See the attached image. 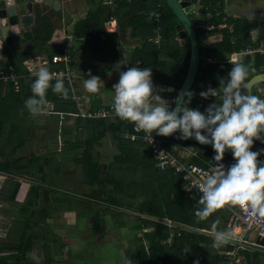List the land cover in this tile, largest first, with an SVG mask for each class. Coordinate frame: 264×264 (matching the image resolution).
<instances>
[{
  "label": "trees",
  "instance_id": "trees-1",
  "mask_svg": "<svg viewBox=\"0 0 264 264\" xmlns=\"http://www.w3.org/2000/svg\"><path fill=\"white\" fill-rule=\"evenodd\" d=\"M128 1L123 0L124 7L126 6L127 10L126 17L134 28V34L140 33L142 40L141 47L131 57L130 67H150L155 86L156 84H169L179 88L186 76L190 59L189 40L187 39L184 46L180 44L176 28L179 19L166 0H130L131 3L140 2L138 4L140 7L134 4L135 6L132 10ZM192 1L194 3L200 2L203 6L208 23L226 25L220 29L207 32L197 27L195 13L190 14V18L196 24L201 57H203L197 78L190 89L194 95L189 106L204 112L213 102L219 103L220 99L218 96L216 98L209 96L205 99L200 96V93L207 91L210 86L209 83H211L213 88H218L219 78H226L230 71L219 72L227 67L223 59L217 60L213 64L204 65V57H212L214 53L231 54L239 52L252 41V31L254 29L261 28V36L264 37V24L262 25V23L254 20L249 22L248 19L242 18H226L223 7L219 8V14H217L215 7L218 6V2L223 4L224 0ZM158 12L161 13V17L159 21H156L154 19L155 15H152V13ZM101 13L100 11L98 16ZM94 20H92L91 28L89 29V34L94 41L92 45H95L96 49L102 50L101 52H112V48L118 43V39L114 36V33L109 32L107 40L104 42V47H101L94 31L97 28L105 30L106 20ZM159 27L164 37L160 44H156L149 39L154 36L155 30ZM216 36H221L220 41H210ZM116 55L117 53L114 56ZM244 62L251 64L255 69L254 72L250 71L247 81L253 75L264 71V54L255 53L252 56L248 55ZM11 63L14 65L19 64L17 59ZM19 71L20 74L25 73L22 70ZM27 73L28 71L26 70ZM25 77L30 76H22L20 78L19 90H15L13 82L0 80V169L16 175H27L33 180L26 198L21 202L16 200V194L21 183L16 179L6 180L4 183L3 188L8 189V186H11V190H8V192L4 191L3 194L5 195L6 193V200L10 203L19 205V212L16 213V217L21 218L20 221L24 223V228L22 227L18 234H14L13 228L7 242H0V264H30L23 261L26 258L27 250L32 248V242L28 243L29 231L34 229V223L32 224L31 221L38 216V211H36L35 207L38 204L43 183L50 180L48 179L49 170L47 166L51 161L46 159L43 164V162H40L42 158L39 156L25 158L21 155H16L17 150L23 147L28 140L27 119L29 113L24 108V102L31 95V84L35 77L31 76L30 80H28L29 82H26ZM63 80L65 87L69 88L70 97L73 92L71 83L66 79ZM6 83L11 84L8 89L4 86ZM261 86H264V82L253 86V95L256 92L258 93ZM160 94H162L161 91ZM175 95L173 94V98ZM261 97L264 98L262 93ZM47 99L48 101H53L54 111L71 112L75 109V104L69 98L63 99L59 95L54 94L51 89L48 90ZM94 106L99 107V105ZM72 118L67 116L66 122ZM79 126L81 127L80 132L78 131ZM130 129H132V123L127 121L78 117L75 118V128L69 130L70 134L77 130L78 135L74 138H70L68 135L65 138L63 150L66 142L70 145L66 151H69L70 148L72 149L71 152L77 147L83 148L82 155L75 157L74 162L80 168L78 170L86 173L87 182L91 187L102 183L113 186L111 190L106 191L107 203L115 204L119 207L139 206L140 210L148 215V217L142 218L141 224L143 228H148V230L140 238L142 240L141 249L137 256L132 257L131 264H170L172 261L193 264L194 260L200 255L206 257L208 264H217L220 258L209 248L212 245L211 237L206 235L205 232L187 230L186 228L195 227L209 231L212 222L220 219L221 223L218 227L223 230L227 226L230 217L229 212L227 210H217L207 220L199 221L194 215L196 209L201 207L198 204L199 197L192 200L186 196L183 189V181L174 174L173 169L160 170L156 166L155 157L146 142L141 139L131 140L125 138V132ZM108 132H111L116 138L119 152L113 156V159L103 171V164L100 160L101 152L97 150V146L101 145ZM175 134L177 136L175 138L162 137L169 142L177 141L184 147L198 148L200 154L198 157H194L193 160L200 164L215 163L213 160L215 153L212 147L180 139L178 133L176 132ZM57 135L58 133L52 134V136ZM260 149H264V143L259 140L254 141L252 150L258 151ZM259 157L264 158V153H261ZM222 163L226 165L234 163L233 157L225 153ZM54 170L59 172L61 169L59 165H55ZM23 190L22 194L24 193ZM57 199V201H64L63 199H66V197H57ZM66 201L69 202L68 208L73 210L72 204L74 201L68 198ZM105 208H99L96 212L95 231L99 229V223L103 216L112 211L111 208ZM167 219L172 220L176 227L171 228L165 224L164 221ZM172 231L175 232L172 244L165 243L164 241L170 237ZM185 249H190L188 256L180 260L179 256ZM67 252L68 254L71 253L70 250ZM244 253L248 256L249 264H260L257 255L251 258L249 250H244ZM45 263L58 264L60 262L54 261L52 257L48 256Z\"/></svg>",
  "mask_w": 264,
  "mask_h": 264
},
{
  "label": "clouds",
  "instance_id": "clouds-1",
  "mask_svg": "<svg viewBox=\"0 0 264 264\" xmlns=\"http://www.w3.org/2000/svg\"><path fill=\"white\" fill-rule=\"evenodd\" d=\"M19 5L18 0H4L5 10L18 9ZM247 19L249 22L254 20V14ZM4 27L0 26V29ZM0 35L7 38L3 33ZM4 41L0 42V48ZM229 62L232 68L226 78H219V87H209L200 93L205 99L209 96L220 99L204 112L189 106L194 95L191 91L184 94L185 100L176 97L173 100L176 107L170 109L168 101L162 98L153 83L150 67L131 66L120 71V65L115 66L119 72V80L112 86L111 107L115 117L132 123L137 132L143 131L149 136L156 133L167 137L179 131L180 139L194 138L202 145H211L215 163L194 185L201 193L198 199L201 207L194 213L199 221L207 220L226 205L238 206L253 218H264V166L258 159L264 149L252 150L254 141L264 143V98L251 94L248 88L247 79L250 71L255 69L244 62V55L232 56ZM29 71L35 79L24 108L33 117H46L51 114L48 90L68 99L69 88L46 64ZM88 75L89 78L83 81L84 91L99 94L104 81L91 72ZM108 75L110 77L112 73L108 72ZM226 151L231 152L234 160L227 167L222 163ZM220 223V219H216L205 233L211 237L213 248L232 243L237 235L233 228L219 229ZM189 251L184 250L185 253ZM127 264H131V260ZM193 264L200 262L195 260Z\"/></svg>",
  "mask_w": 264,
  "mask_h": 264
},
{
  "label": "crops",
  "instance_id": "crops-1",
  "mask_svg": "<svg viewBox=\"0 0 264 264\" xmlns=\"http://www.w3.org/2000/svg\"><path fill=\"white\" fill-rule=\"evenodd\" d=\"M108 1L109 0H56L55 1L57 3L56 6L54 5L55 3H52V2H49V4H45V3L36 4V8L34 11L35 17H34L33 25L28 28L23 27L19 33L14 35L13 42L9 45L10 51L8 54V59L6 61L7 73L14 71L21 77L30 76V73L24 64V61L34 59V58L45 59L47 57H51V55L52 56L55 54L64 55V54L69 53L72 57V62L70 66L74 74L73 85L77 93L85 96V98H87L88 100V104L92 105L93 107H95L94 105H99L100 107L102 105L112 103L111 100L106 101V99L110 97L111 92L109 88L112 87L113 84L117 83L119 80V72L116 70L115 66L119 64L121 67L120 71L127 70V68L119 59L120 57H119V54L117 53L116 45L112 48L113 50L112 52H108V51L101 52L102 50L96 49L95 45L94 46L92 45L94 41H93L92 36H90L89 34V31H90L89 29L91 28V22L92 20H94V17H95L94 21H97L98 19L107 20L109 18L112 8L115 9L116 17L119 22L118 32H110V31H107L106 29L104 30L101 28H97L94 31L95 36L98 37L99 45L101 47H104V42L107 40V35L109 32L114 33V36L118 40H120L119 37H121V39L124 41L126 52H127V57L130 62H131L132 55L136 52L138 48L141 47L142 40L140 38V33L134 34L135 33L134 28L128 21V18L126 17L127 10H126V6L124 7L123 0H113L112 5H110ZM128 3H130L131 10L135 6L134 4L140 7V5H138L140 2L131 3L129 0ZM195 4H196V11L194 12L196 16L195 19L197 20L196 21L197 27H199L202 24L208 23V21L204 13V8L200 4V2H196ZM218 5L223 6V9H225L224 12L226 13L227 17L247 19V17L253 13L255 16L254 21H258L262 23V25L264 24V0H224L223 4L222 2H218ZM100 11L102 13L98 16ZM209 24H215V23H209ZM215 25H220V24H215ZM221 26H226V25L224 24ZM216 29H220V28H216ZM260 29L261 28H257L252 31V41L250 42V44H253L256 47H260L261 46L260 40L264 39V37L261 36ZM101 34H104L105 38H102ZM220 39H221V36H218V37L216 36L212 38L210 41L217 42V41H220ZM115 53H117L118 56L117 55L114 56ZM255 53L264 54L262 52H253V53L243 54L244 59L248 55L252 56ZM231 55L232 53L231 54L214 53V55L212 56V58H214L216 61L223 59L224 62L227 64V67L224 69H221V72L225 70H231L232 64H230L229 62ZM16 59L19 63V64H16L17 66L11 63L12 61ZM52 67L65 68V65L64 63H60V64H54L52 65ZM19 70H22L25 73L20 74ZM26 70L28 71L27 74H26ZM89 72H91L92 75L99 76L104 81V86L101 87L100 93L97 95L86 93L83 89V81L84 79L89 78V75H88ZM108 72L112 73L110 77L108 75ZM25 78H26V82H29L28 80H30L31 76L25 77ZM156 85H159L160 87V85L162 84H156ZM209 85L212 86L211 83H209ZM4 86H6V88L8 89V87L11 86V84L6 83L4 84ZM262 88L263 86H261L258 91V94L260 96L263 90ZM48 108H49V112H50V109L54 108L53 101H49ZM52 115L58 116L57 113H51L50 115L46 117H33L29 114L28 119H27V127H28L29 121H31V123L37 125L36 128L32 127L31 131L37 134L40 132L42 133L43 131L41 128L43 127V124L44 125H47L48 123L53 124ZM72 120L75 121V118H72L71 120H67L66 122L65 138L68 137V135L70 137L69 130H71V127L69 126V124L70 122H72ZM110 135H112V133L108 132L107 136H110ZM55 139H53L52 141H48V140H42L38 138H32L28 140V145H24V146H26L29 149H32L33 147L37 148L38 146L42 147L44 153L41 152L40 154L37 155L42 158L41 159L42 162H45L46 159L51 161L48 155L49 154L54 155L56 153L57 154L61 153L63 158L67 160L70 156H65V153L71 152L72 150L71 148L69 149V151L68 150L66 151V149L68 148V146L70 147V145L67 144L66 142L64 150L62 148L63 152L62 151L58 152L56 150L57 144H55L56 143ZM106 145L111 146L109 151L111 150L113 151L112 149L113 147V148H116V150L119 152V148L117 145H115L116 147H114V144L112 142L108 143V140L106 141L105 139L102 141L100 146H97V149L102 150L104 146ZM116 150L110 158L104 157L107 159H102L103 158L102 157L100 159L101 163L103 164L104 163L103 161L105 162L109 161L110 163L111 160L113 159V156L116 153ZM78 151H83V148L77 147L73 149V152H71V154H73V160H70V164H74L73 166H76V163L74 162V158L81 155V154H77ZM45 152L47 153L45 154ZM57 162L58 163L57 164L54 163L53 166L59 165L61 169L59 173L61 174V176H63L62 181H65V177L66 178L68 177L67 181L71 180L70 173L62 174V171H63L62 158L59 159ZM51 163L53 162L51 161ZM53 172H54V168H53ZM77 173L78 172L76 171L74 175L76 176V178L81 179L82 178L81 174L78 175ZM8 174L15 175L17 178H20V176L24 177V180L20 181L21 185L16 194V200L19 202L23 201L27 196V193H28V190L31 184H33L32 178H30L27 175H16L13 173H8L7 171L0 169V194L4 193L3 185L6 181V176ZM47 184L49 186H52V184H54V180H52L51 178L50 180L47 181ZM22 190L24 192L23 194H22ZM106 191L108 190L105 189V185L103 183L95 187L90 186L89 188H86L84 191L82 190V192L80 193V195H82V198H80V200L78 201V206L80 208H77V209L73 208V210H70L67 206L66 212L78 213L79 215L77 217L80 220V223H82L83 225L85 224V221L88 218L92 219V217H94L96 219V211L94 208L96 206H100V204H98L100 203L99 196L101 195L106 196L107 195ZM87 198L89 199L91 198V199L88 200ZM11 205H13L12 207L18 206L17 204H10V206ZM130 207L133 208L132 210L129 209L130 211L142 212L138 206H130ZM16 213L17 212H15V215H14V222L17 220ZM108 215L109 213L103 216V218L107 222L109 221ZM14 227L15 225L9 228L8 235L6 234V236L11 235L10 230ZM189 228H191L193 231L203 232L201 228L199 229L195 227H189ZM143 229L144 231L146 229L148 230V228H143ZM80 230H78L77 232L73 234L75 236L76 243L72 242V243H69L68 245L67 251L70 250L71 253L68 254V252L65 251V248H64L62 250V252L64 253V260H58V257L53 258L54 261L60 262L58 264H71L70 258L74 261V264H91L90 262H92V264H125L124 261H126V264H127L128 260H131L132 257L134 258L135 256L138 255L140 251V250L138 251V249H141V246H142L141 239H138L140 243H137L136 241L129 243V248H128L129 253L123 252L119 248L115 250L116 247H112L111 248L112 252H110L109 256L106 255L104 252H100L101 255L89 256V257L83 256V258H81V256L79 257L78 255V251L81 250V245H84L82 243H85L84 242L85 239L83 238L84 236L82 235V233L84 234V232L82 231L81 233ZM127 231H130V230L127 229ZM122 238H119V240L121 241ZM128 254H130V256H128ZM59 255L60 254H56L55 256H59ZM108 257L110 258L108 259ZM107 259L110 261H107Z\"/></svg>",
  "mask_w": 264,
  "mask_h": 264
},
{
  "label": "rangeland",
  "instance_id": "rangeland-1",
  "mask_svg": "<svg viewBox=\"0 0 264 264\" xmlns=\"http://www.w3.org/2000/svg\"><path fill=\"white\" fill-rule=\"evenodd\" d=\"M222 7L223 6L218 5L215 7V10L219 12V8H222ZM224 10L225 9H223V11ZM120 61L126 67V63L124 62V60L120 59ZM127 63L130 66V61L128 57H127ZM119 70H121V67ZM219 72H221V70ZM209 87L213 88V86H209ZM262 89L263 90L261 93L264 95V86ZM109 90L111 92L110 97L106 99V101L113 100L114 90L112 89V87H110ZM255 95L260 96L257 92L255 93ZM52 118H53V124L51 123L50 124L48 123L47 125L43 124V127L41 128L43 132L42 133L40 132L38 134L33 133L31 131L32 127L36 128L37 125L29 121L28 140L32 138H38L42 140L52 141L53 139L56 138L55 144H57L58 135L52 136V134L59 132L58 127H57L58 125L57 120L59 121V116L52 115ZM69 126L71 127V129L75 128V121L72 120ZM76 135H78L77 130L70 134V138L71 137L74 138ZM169 137L175 138L177 136L174 133L173 135ZM106 138L105 140L106 141L108 140V143L112 142L114 144V147H116L115 145H117V142H116V138H114L113 135L106 136ZM28 140L26 141L25 145H28ZM110 148H111L110 145H106L104 146L102 150L97 149L101 152L100 159L102 157H103L102 159H107L104 157L110 158L112 156L116 148L112 147L113 149V151L111 150L112 152L109 151ZM57 149L58 148H56V150ZM41 152L44 153L42 147L40 146H38L37 148L33 147L32 149H29L26 146H24L17 150L16 155H21L25 158H28L30 156H37ZM46 153L47 152H45V154ZM82 153L83 151H78L77 154L82 155ZM116 153H118L117 150H116ZM65 156H70V157L67 160H65L63 156L61 155V153H58V154L56 153L54 155L52 154L48 155L50 160L53 162V163L50 162L49 166H47V169L49 170L48 179L52 178V180H54V184H52V186H49L47 184V181L43 183V187L41 189V195L39 197L38 204L35 207L36 211H38V216H36L34 220L31 221L32 224L34 223L33 224L34 229L29 231L28 243L32 242V248L30 250H27L25 254L26 258L23 262H28L30 264H44L48 256L52 258L58 257V260H64V253L62 252V250L65 248V251H67L69 243H72V242L76 243V239L73 234L80 229H81L80 230L81 233L82 231L84 232V234L82 233V235L84 236L83 238L85 239L84 240L85 243H82L84 245H81V250L78 251V255L79 257L81 256V258H83V256L89 257V256L101 255L100 252H104L106 255L109 256L110 252H112V249H111L112 247H116L115 250L119 248L121 249V251L129 253V250H128L129 243L134 242V241H136L137 243H140L138 239H140L142 234L145 231H147V229L144 231L141 224H142V218L145 216L148 217V215L142 212L130 211L129 209L131 210L133 209L130 206L119 207L115 204L107 203V196L101 195L99 196L100 203H98L100 204V206H96L94 208L95 211L97 212L98 210L97 208L104 209L106 207V208H111L112 211L116 213L112 211L109 212L108 222L105 221L104 218L101 219V222L99 223V229L97 231H95L94 229L95 224H96V219L94 217H92V219L88 218L85 221L84 225L80 223V220L77 217L79 215L78 213L66 212V208L67 206H69V202L66 201V199L68 198L71 201H74V203L72 204L73 208L75 209L80 208L78 206V201L80 200V198H82V195H80V193L82 192V190L84 191L86 188H89L91 185L87 182L86 173L82 170L81 171L78 170L80 169L78 165L73 166L74 164H70V160H73V154H71V152L65 153ZM61 158H62V169H63L62 174L70 173L71 180L69 181H67L68 177L67 178L65 177V181H62L63 176H61V174L55 170L53 172V168L55 166V165L53 166V164L54 163L57 164L58 163L57 161ZM40 162H42V160ZM103 162L104 163L102 165V170L105 171L109 161L107 162L103 161ZM75 170L78 172L77 173L78 175L81 174L82 180L79 178H76V176L74 175V173L76 172ZM10 179H13V180L16 179L18 182H20L21 180H24V177L20 176V178H17L15 175L8 174L6 176V180L8 181ZM104 185H105V189L107 190H111L113 188V186L111 185H108V184H104ZM3 190L5 192H8V190H11V186L10 187L8 186V189L3 188ZM64 196L66 197V199H63L64 201H57L58 200L57 197L65 198ZM87 199L90 200L91 198L90 199L87 198ZM10 204L12 203L6 200V193L5 195L4 194L0 195V242H7L9 238L8 236H6V234L8 235V230L11 226L15 225L14 229L13 228L12 229L14 231V234H18L22 230L21 228L24 225V223L20 221L21 218H18V217H16L17 220L14 222L15 212H19V205L12 207L13 205L10 206ZM18 221L19 223H17ZM12 229L10 230V232H12ZM127 229H129L130 231H127ZM186 229L192 230L189 227H187ZM119 238H122V240L120 241ZM249 238L250 240L257 241L258 231L256 229L251 230L249 233ZM141 243H142V240H141ZM253 248L249 249L250 255L252 256L251 258H253L254 255H257L260 264H264V250L261 248H255V247ZM139 250L140 249H138V251ZM210 250L212 252L215 251L212 245L210 246ZM56 254H60V255L55 256ZM128 256H130V254H128ZM109 258L110 257H108V259ZM108 259L107 261H110ZM70 263L74 264V261L71 258H70ZM90 263L92 264V262ZM124 263L126 264V261H124ZM236 264H249L248 256L245 253L242 254L239 260L236 262Z\"/></svg>",
  "mask_w": 264,
  "mask_h": 264
},
{
  "label": "built area",
  "instance_id": "built-area-1",
  "mask_svg": "<svg viewBox=\"0 0 264 264\" xmlns=\"http://www.w3.org/2000/svg\"><path fill=\"white\" fill-rule=\"evenodd\" d=\"M108 3L110 5L113 4V0H109ZM219 14L218 11H216ZM155 15V20L159 21L161 17V13L158 12ZM118 19L116 17V11L112 8L109 18L106 20L105 29L110 32H118ZM221 25L215 24H202L199 28H202L205 31H211L216 28H221ZM160 27L155 30L154 36H152L149 40L154 41L156 44H160L163 39V34L160 31ZM102 38H105L104 34H101ZM118 43L116 44V50L119 54L120 59H123L126 63V68L129 67L127 63V52L125 48L124 41L119 37ZM261 46L256 47L253 44L248 43L244 49H241L239 52L232 53V56H238L240 54H248L253 52H262L264 53V39L260 40ZM202 59V58H201ZM72 57L69 53L64 55L55 54L51 57H47L45 59L42 58H34L30 60L24 61L26 68L29 69H37L41 65H47L49 69L56 73L58 77L62 79H66L71 83L72 86V94L69 99L71 102L75 104L74 111L65 112V111H54V108L50 109V113H57L59 116L58 121V143L57 150H62L65 144V136H64V128L66 117L71 116L73 118L85 117V118H103L107 120H120L115 117L112 110V103L102 105L100 107H93L88 104L87 98L85 96L80 95L75 90L73 85V70L71 68ZM216 60L212 57H204V65L213 64ZM64 63L65 68H54L52 65ZM6 62L5 67L0 68V80L11 81L14 83L15 90H19L20 88V78L16 72L11 71L7 73L6 71ZM30 73V71H29ZM30 76L31 75L30 73ZM160 93L159 85H156ZM162 95V94H160ZM78 131H81V127L79 126ZM124 137L131 140H143L150 147L154 157L156 166L160 170L173 169L174 174L179 176L183 181V189L185 191L186 196L190 199L195 200L200 197L201 193L197 188L194 187L197 180H199L205 173L209 172L214 163L200 164L193 160L194 157H198L200 154V150L194 147H184L181 146L177 141H167L161 135H157L153 133L152 136L144 133L143 131L137 132L135 130V126L132 124V129L127 130L124 134ZM178 151H177V149ZM160 165L164 167L161 168ZM225 167L228 165L224 164ZM187 189H191L190 191ZM219 210H227L229 212V220L227 222L226 228H233L237 235L235 240L220 248H214V254L218 255L220 260L217 264H236L239 260L240 256L243 254L244 250L255 248H261L264 250V243L261 241L264 240V218H253L248 213H245L242 209L237 207H232L226 205L223 209ZM165 224L169 225L171 228H175L176 224L173 223L172 220L167 219L164 221ZM256 229L258 231V239L257 241L250 240L249 233L251 230ZM203 232H207V229H202ZM175 232L172 231L170 237H168L164 242L172 244L174 240ZM254 249V248H253ZM188 256V252L184 251L179 256V259ZM195 260H199L200 264H208L206 257L204 255H200ZM194 260V261H195ZM170 264H186L181 261H172Z\"/></svg>",
  "mask_w": 264,
  "mask_h": 264
},
{
  "label": "water",
  "instance_id": "water-1",
  "mask_svg": "<svg viewBox=\"0 0 264 264\" xmlns=\"http://www.w3.org/2000/svg\"><path fill=\"white\" fill-rule=\"evenodd\" d=\"M56 0H18L19 8L12 10H5L4 0H0V26H5L3 29H0V33L6 35V39L3 35H0V42L4 41L3 47L0 48V68L5 67V62L8 59L9 54V45L13 42L14 35L19 33L23 27L28 28L33 25L34 22V11L36 4H49V2L57 3ZM169 7L172 9L174 14L179 19V23L176 25L180 44L184 46L187 39L190 43V59L189 66L179 88L174 85L162 84L160 85V91L162 92V98L168 101L169 108L176 107V104L173 103V100L176 97H180L181 100H185L186 92L190 91L193 86L197 74L199 71L201 63V48L197 35L196 25L190 18V14L196 11V4L192 0H166ZM264 82V71L253 75L248 81V88L253 94L252 88L254 85ZM168 94V95H167ZM173 94H176L173 98ZM180 136V132L177 131ZM187 140L199 143L194 138H189ZM210 146L211 145H207ZM226 154L231 155L230 151H226ZM261 162V166H264V158L258 157ZM264 243V240L261 241Z\"/></svg>",
  "mask_w": 264,
  "mask_h": 264
},
{
  "label": "bare ground",
  "instance_id": "bare-ground-1",
  "mask_svg": "<svg viewBox=\"0 0 264 264\" xmlns=\"http://www.w3.org/2000/svg\"><path fill=\"white\" fill-rule=\"evenodd\" d=\"M221 13H223V12H221ZM224 17H225V16H224ZM224 17H223V18H224ZM153 18H154V17H153ZM226 18H227V16H226ZM162 31H163V30H162ZM163 37H164V36H163ZM202 57H203V56H202ZM201 60H202V59H201ZM203 61H204V59H203ZM203 61H202V63H203ZM200 64H201V63H200Z\"/></svg>",
  "mask_w": 264,
  "mask_h": 264
}]
</instances>
